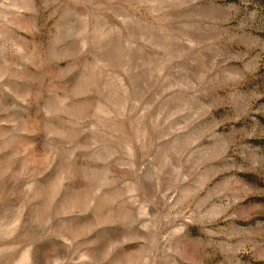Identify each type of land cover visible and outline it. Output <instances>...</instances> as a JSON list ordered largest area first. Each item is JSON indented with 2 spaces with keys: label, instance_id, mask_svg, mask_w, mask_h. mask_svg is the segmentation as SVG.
Here are the masks:
<instances>
[{
  "label": "rangeland",
  "instance_id": "rangeland-1",
  "mask_svg": "<svg viewBox=\"0 0 264 264\" xmlns=\"http://www.w3.org/2000/svg\"><path fill=\"white\" fill-rule=\"evenodd\" d=\"M0 264H264V0H0Z\"/></svg>",
  "mask_w": 264,
  "mask_h": 264
}]
</instances>
